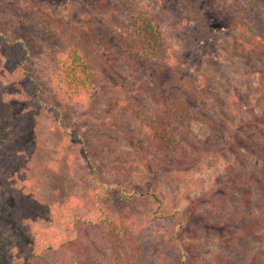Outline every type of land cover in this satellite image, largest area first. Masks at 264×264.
<instances>
[{"label": "rangeland", "instance_id": "obj_1", "mask_svg": "<svg viewBox=\"0 0 264 264\" xmlns=\"http://www.w3.org/2000/svg\"><path fill=\"white\" fill-rule=\"evenodd\" d=\"M137 1L153 10L163 22L176 55V78L171 79L169 70L158 68L148 75L144 87L159 88L169 97L167 90H181L197 82L202 85L195 98L188 100L200 116L199 121L190 124L194 135L191 147L194 157L200 161L199 171L182 182L154 183L146 170L135 181L144 191L155 194L167 213L190 211L188 231L180 247H172L167 242L180 228L177 215L156 219L148 200L124 202L117 185L109 184L110 177L103 175L99 180L91 175L81 156L80 137L92 134L106 137L130 155L141 151L138 129L126 111L116 107L114 95L105 89L85 96L69 104L62 116L64 105L57 104L54 94L42 84L46 38L35 24V7L47 6L60 13L74 6L85 14H104L106 6L114 0H0L3 37L0 39V92L14 114V126L19 127V117L24 112L35 116L34 141L26 153L20 154L23 159L12 163L11 154L0 157V198H6V205L19 219L26 235L41 240L42 244L57 246L76 236L70 219L64 218L61 223L53 221L52 216H58L62 210L87 220H95L104 211L115 219H122L133 233L142 251V264H261L258 256H264V190L255 186L264 170V48L247 30L232 31L234 13L218 8L212 1L203 4L207 36L198 34L196 22L176 0ZM242 1L256 0H239L235 7H241ZM256 11L252 12L253 17L258 16ZM255 19L264 35V12ZM103 26L100 23L97 30L101 35L106 33ZM10 40L17 42L16 48L9 46ZM27 52L31 54V62L25 59ZM102 73L109 86L124 92L134 91L141 77L138 73L113 68H103ZM140 104L152 109L155 100L143 97ZM17 106L23 109L22 114L18 113ZM65 162L70 171L74 170L72 176L67 173ZM232 171L236 174L238 171L241 179L254 186L251 204L247 205L243 199L238 204L248 219L258 218L259 229L252 237L238 239L233 246H228L218 241L217 236L226 240L234 231L224 226V222L217 223L220 212L206 199V193L220 180L227 181L225 185L230 190L238 191ZM31 205L33 211L29 209ZM84 244L96 262L106 261L108 246L90 240ZM92 244L96 247L94 250ZM52 261L49 257L43 264Z\"/></svg>", "mask_w": 264, "mask_h": 264}, {"label": "trees", "instance_id": "obj_2", "mask_svg": "<svg viewBox=\"0 0 264 264\" xmlns=\"http://www.w3.org/2000/svg\"><path fill=\"white\" fill-rule=\"evenodd\" d=\"M176 1L183 5L189 18L196 22L195 28L200 36L208 35L203 4L212 1L218 8L234 13L233 26L230 28L232 31L238 28L247 30L256 38L257 44L264 48V35L260 32L257 21L255 23V18L264 12V0L242 1L241 7L234 5L239 0ZM254 9L258 11V16H252ZM104 11V14H85L70 6L56 13L47 6L35 7V24L46 38L43 43L46 59L42 69L45 81L42 84L48 86L57 104L64 105L62 116H65L69 104L77 103L85 96L105 89L114 95L116 107L123 108L138 129L137 135L142 140L141 151L130 155L106 137L92 134L90 137H80L81 156L85 158L91 175L94 174L99 180L103 175L110 177L109 184L117 185L124 202L132 204L139 198L148 200L154 208L152 212L156 219L173 218L177 215L180 228L172 233L167 242L172 247H180L188 231L190 211L167 213L158 197L144 191L143 186L135 181L146 170L151 173L154 183L162 180L182 182L199 171L200 161L194 157L191 147L194 135L190 124L199 121L200 116L189 105L188 100L195 98L202 85L197 82L185 85L181 90H167L169 97L159 91V88L147 90L144 87L145 80L155 69H167L171 79L173 76L176 78L175 48L168 41L163 22L153 10L142 6L137 0H114ZM100 23H104L106 33L103 35L97 31ZM2 38L0 35V39ZM110 38L114 41L110 42ZM238 43L241 41L238 40ZM16 44V41L10 40L9 46L16 48ZM25 59L32 61L29 52ZM20 65L21 63L18 67ZM103 68L138 73L141 77L138 78L134 91L124 92L119 87L106 83ZM143 97L155 100L152 109L140 104ZM21 112L23 109L18 113ZM28 114L24 112L19 117V127L14 126V114H11L9 102L0 92L1 158L11 154V162L16 163L23 159L22 153L28 151L27 148L35 137V116L33 113ZM65 163L67 173L72 176L74 170L70 171L71 168ZM236 172L237 174L232 171L236 176L234 187L238 191L230 190L225 185L227 181L220 180L206 193V199L212 201L214 208L220 212L217 223L223 225L221 222H224V226H229L234 231L231 238L229 234L226 240L221 235L217 236L218 241L228 246H233L238 239L252 237L259 229L258 218L248 219L238 204L241 199L247 205L251 204L254 186L241 179L242 175ZM261 174L262 178L256 181L255 187L264 190V170ZM33 208L31 205L30 211ZM52 217L58 223L64 221V218L70 219L71 229L76 230V236H70L57 246L42 244L41 240L26 235L19 219L6 205V198L1 197L0 264H43L49 257L53 259L50 264H102L91 257L84 244L85 240L102 242L108 246L109 253L103 264H142L141 248L122 219H115L104 211L95 220L81 219L73 217L67 209ZM91 246L93 250L96 248L93 244ZM258 261L264 264V256H258Z\"/></svg>", "mask_w": 264, "mask_h": 264}]
</instances>
